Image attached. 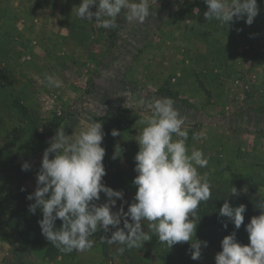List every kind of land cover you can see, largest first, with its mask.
<instances>
[{"label": "rangeland", "instance_id": "1", "mask_svg": "<svg viewBox=\"0 0 264 264\" xmlns=\"http://www.w3.org/2000/svg\"><path fill=\"white\" fill-rule=\"evenodd\" d=\"M260 1L249 33L253 40L238 43L235 31L247 26L246 16L234 17L231 30L211 19L209 31L221 35L197 38L199 25L192 28L186 17L205 18L203 0H148L150 14L143 22L130 25L121 13L114 29L97 27L95 17L79 19L73 8L81 0H0L1 19L11 16L24 24L38 12L44 31L38 40L10 30L0 34V264H215L226 228L205 224L196 215L193 240L207 242L199 260L191 259V241L169 248L154 234L143 247L118 255L121 245L102 242L111 236L102 229L90 250L48 259L43 248L21 242L6 222L17 209L21 189L34 193L47 141L57 128L71 136L81 118L102 123L103 183L123 190L124 201L117 200L113 211L127 202L126 212L137 191L132 181L139 151L135 137L144 126L140 121L150 115L152 101L163 97L187 117L186 144L207 158L198 172L211 189L243 188L264 196V41L254 39L255 21L263 16ZM187 44L218 46L223 53L213 59L204 51L187 55ZM230 44L237 48L231 52L238 57L234 63L227 57ZM46 73L62 80V86H47ZM113 130L120 135L113 137ZM195 132L203 137L193 139ZM117 146L121 155L113 159ZM25 162L28 171L21 170ZM105 201L101 193L99 203ZM148 224L142 221L144 232L150 231Z\"/></svg>", "mask_w": 264, "mask_h": 264}, {"label": "clouds", "instance_id": "2", "mask_svg": "<svg viewBox=\"0 0 264 264\" xmlns=\"http://www.w3.org/2000/svg\"><path fill=\"white\" fill-rule=\"evenodd\" d=\"M203 2L208 9L205 19H214L221 25L229 26L234 17L239 20L246 16L245 23L250 26L259 13L257 0ZM93 6L96 11L91 10ZM73 10L81 20L92 21L95 17L97 27L104 29L118 27L121 13L130 25L143 22L150 14L148 0H81ZM44 80L49 87L60 88L63 84L47 73ZM140 123L144 126L135 137L139 151L134 157L137 175L132 181L137 191L126 212L124 203L127 202L113 211L117 200L124 201L123 190H113L103 183L106 152L101 146L104 138L101 122L81 118L71 136L65 134L64 128H57L47 141L36 175V189L27 196L28 200L35 201L28 211L42 212V219L37 222L42 235L60 252L90 250L95 243L94 234L102 229L104 233L111 232L110 238H101L102 242L121 245L117 248L118 255L143 247L154 234L169 248L191 241V259L201 258V245L207 247V242L193 240L197 228L194 217L201 202L211 198V185L198 172V168L207 166L208 160L201 149L187 146V117L170 97L153 100L150 115ZM111 135L116 137L120 133L113 130ZM202 137V132L193 133V139ZM120 155L121 149L117 146L113 159ZM21 170H30V164L23 163ZM101 193L106 198L103 203H99ZM239 194L232 187L231 195ZM255 207L260 214L245 226L249 244L238 243L235 233L225 236L221 241L222 251L215 255V264H264V200H259ZM245 212L244 204L232 207L227 199L219 209V215L228 218L236 229L244 224ZM189 214L193 219H189ZM57 220L61 221L59 227ZM145 220L149 222V232L142 230Z\"/></svg>", "mask_w": 264, "mask_h": 264}, {"label": "trees", "instance_id": "3", "mask_svg": "<svg viewBox=\"0 0 264 264\" xmlns=\"http://www.w3.org/2000/svg\"><path fill=\"white\" fill-rule=\"evenodd\" d=\"M262 14L264 16V0L260 1ZM238 196H232L231 192H226L220 189H211V198L207 202H201L196 210V216L201 222L207 224L208 222L227 224V236L235 233L236 240L241 245L249 244L248 234L245 231V226L250 222L253 216L260 214L259 209L255 207L259 200H264V196L256 194L252 191L243 188H236ZM31 191L21 190L17 196V209L11 214L6 222L7 228L18 238L33 247L43 248L45 257L53 259L59 254V250L49 243L42 235L41 229L38 225V220L42 219V212L37 209L35 214L28 211L29 205L35 203L34 200L27 199ZM228 200L232 207H238L241 204L246 206L244 215V224L239 229L235 228L234 223L226 217L219 215V209L222 207L225 200ZM57 227L61 225V221L57 220Z\"/></svg>", "mask_w": 264, "mask_h": 264}, {"label": "crops", "instance_id": "4", "mask_svg": "<svg viewBox=\"0 0 264 264\" xmlns=\"http://www.w3.org/2000/svg\"><path fill=\"white\" fill-rule=\"evenodd\" d=\"M192 16L186 17L187 18L186 22L189 23V21H190L189 24L193 25L192 28L194 27V24L199 25L198 27H196V30H195L198 33L197 38L202 39L203 37H205L206 39L211 38L213 40L214 34H218L219 36L221 35L220 32L216 33V32L209 31V28L207 27L209 20H206L205 18L202 19V18L198 17V15L196 17L194 15H192ZM34 18H35L36 22H35ZM261 18L262 19L255 21L256 25H257V26L255 25V26L260 31V34L258 31L257 32L258 36H257V38H254V39L260 40L261 42H263L264 41V16H262ZM14 19L15 18L11 17V16L6 17L4 20H3V18L2 19L0 18V34L4 35L7 33V31L10 30V32H15V33L21 32L24 37L29 38V39L30 38H34L36 40L40 39V36L44 32V31H42L43 16H41L38 12H36L34 14V16L26 17L24 20V24L23 23H17ZM244 19L246 20L247 18H244ZM253 25L254 24H251L250 26L244 25L243 28L240 30V33H237L235 31L236 41L238 43H244L245 41L250 40L251 38H252L251 40H253V37H251L252 35L249 34V33H252L251 29H253L252 28ZM20 26H21V28H20ZM225 26H226V28L231 30L230 25L228 26L227 24H225ZM198 30H200V31H198ZM207 48H209V49H207ZM230 48H232V49L231 50L228 49L229 51L227 52V57L229 58V60L231 59V61H229V63L237 62L238 57H236L234 54H233V56H231V52L235 51V49H237V48L234 44L233 45L230 44ZM216 49H218V46L210 45L209 47L202 48V47H199V45H198V47H194V46H192V44H187L185 51L187 52V55L191 52L192 54H194V56H196L198 53H201L202 51H204V52H206L205 56H208L209 58L213 59L214 56H222L221 54L223 53L221 49H218L217 51H216ZM261 54H263V53H261ZM230 57H232V58H230ZM213 61H214V63L217 62V60H213ZM108 81L106 80L104 82H108Z\"/></svg>", "mask_w": 264, "mask_h": 264}]
</instances>
